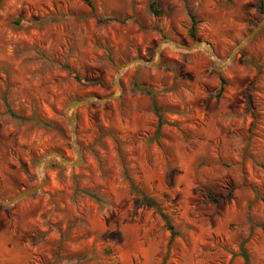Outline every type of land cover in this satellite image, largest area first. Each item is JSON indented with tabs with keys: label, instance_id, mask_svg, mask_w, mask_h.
I'll use <instances>...</instances> for the list:
<instances>
[{
	"label": "rangeland",
	"instance_id": "374dc122",
	"mask_svg": "<svg viewBox=\"0 0 264 264\" xmlns=\"http://www.w3.org/2000/svg\"><path fill=\"white\" fill-rule=\"evenodd\" d=\"M152 1L0 0V264H264V0Z\"/></svg>",
	"mask_w": 264,
	"mask_h": 264
},
{
	"label": "trees",
	"instance_id": "16d2710c",
	"mask_svg": "<svg viewBox=\"0 0 264 264\" xmlns=\"http://www.w3.org/2000/svg\"><path fill=\"white\" fill-rule=\"evenodd\" d=\"M150 11L154 14L161 15L162 14V9L159 7V2L154 0L150 3ZM192 35L195 36L194 31L192 30ZM146 90V89H145ZM147 92H149V90H146ZM156 110H159V108L156 106ZM167 226L168 228L171 230V238H170V242L172 241L173 237L175 236V229L174 226L171 224V222L167 221Z\"/></svg>",
	"mask_w": 264,
	"mask_h": 264
},
{
	"label": "water",
	"instance_id": "95a60500",
	"mask_svg": "<svg viewBox=\"0 0 264 264\" xmlns=\"http://www.w3.org/2000/svg\"><path fill=\"white\" fill-rule=\"evenodd\" d=\"M263 25H264V23H263L262 25H260L259 27H257V29L255 30V32H256L257 30H259ZM189 48H192V47H189ZM142 62H145V61L143 60ZM122 72H123V71H122ZM88 100H90V98L85 99V100H83V101H81V102H79V103H77V104L84 103V102H86V101H88ZM72 131H73V134H74V130H72ZM74 135H75V134H74ZM74 142H75V141H74ZM75 143H76V142H75ZM44 181H45V177L43 176V177L41 178L40 183H39L37 186H35L33 189H31V190H29V191H27V192L22 193L19 197H17L16 199H14V200H12V201H9L8 203H13L15 200H17V199H19V198H21V197H23V196H25V195H29V194H32V193H34V192H37V191L42 187Z\"/></svg>",
	"mask_w": 264,
	"mask_h": 264
}]
</instances>
